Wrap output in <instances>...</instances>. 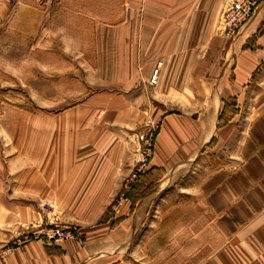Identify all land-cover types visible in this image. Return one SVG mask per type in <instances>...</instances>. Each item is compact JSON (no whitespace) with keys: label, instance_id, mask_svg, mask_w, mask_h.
<instances>
[{"label":"rangeland","instance_id":"rangeland-1","mask_svg":"<svg viewBox=\"0 0 264 264\" xmlns=\"http://www.w3.org/2000/svg\"><path fill=\"white\" fill-rule=\"evenodd\" d=\"M228 1L203 5L202 30L192 33L186 8L175 12L164 0H0L3 248L33 237L58 245L75 239L79 257L90 255L83 264H264L261 212L254 213L257 229L236 231L204 200L230 187L222 168L239 167L243 129L223 126L237 109L232 121L252 122L264 101L253 106V93L239 87L231 96L228 74L223 86L231 95L223 92L218 131L196 142L221 58L238 34L216 28ZM145 22L162 31L144 33ZM133 23L140 28L134 41L147 46L131 62V32L119 26ZM163 115L180 117L181 139L169 143ZM37 169L49 212L23 189ZM238 185L231 176L234 199L244 196ZM108 218L120 221L108 227ZM46 228L69 236L54 242Z\"/></svg>","mask_w":264,"mask_h":264},{"label":"crops","instance_id":"crops-1","mask_svg":"<svg viewBox=\"0 0 264 264\" xmlns=\"http://www.w3.org/2000/svg\"><path fill=\"white\" fill-rule=\"evenodd\" d=\"M148 1L151 3L156 0ZM164 1V7L171 8L173 6L175 8V12L182 11L186 8V11L190 14V29L192 33L194 32L193 30L197 33L202 30L200 23L202 20H200L199 17L205 15L203 5H208L209 0ZM215 1L216 0H210L211 7ZM161 6L162 4L159 2V8H162ZM151 9H153L151 5H148V8L145 7V14L146 10H148V13H151ZM161 15L162 13L160 12L159 21L161 20ZM182 19L183 15H180V21H182ZM159 26H161V24L152 26L151 24H147L145 22V24L143 23L142 25V31L144 33L151 30L160 32L162 30ZM124 28H127L129 33L131 32L132 44L127 45V48L129 47L130 56H132V58H130L131 62H134L135 58L138 57L137 49L139 47L147 46V41L142 40L141 44L138 39L137 41H134L135 31H140V28L136 24L133 23L130 25L126 24L119 26V30H123ZM179 30L180 28L176 29V31ZM129 33L127 38L129 37ZM148 38L149 42H151L152 40L149 36ZM150 44L151 43H149V45ZM255 68L258 70L260 69V71L256 70L255 75L251 78L252 76L250 71L253 69L255 70ZM217 70L218 73H216L214 77V79L217 77V82L212 85L214 86L213 91L211 96H208V104L206 108H204L203 119L201 124L199 123L197 125V128L201 126V130H199L198 134L199 138H197L196 141L199 145L208 142L209 138L214 136V134L217 133L216 131H218L216 124L218 116L223 108L222 100L225 96L231 95V93H229L230 87H228V89L223 86V82L228 74H231L229 79L232 81L231 84L234 85V87H232L233 94L231 96H233L236 92L235 87H239L238 90L246 89L247 91L250 90L253 93V96L251 97V104L253 106L258 107L264 101V0H261L255 6L249 21L242 27L236 37L232 38L228 42L227 50L222 56L220 67ZM227 82L229 83V81ZM235 83L237 86H235ZM223 92L225 93V96L223 95ZM233 108L237 109V105H233ZM253 111L254 114H257L258 112L262 113L259 117L258 115H255L252 122L243 121L245 123H241V120H239V122L237 120H235V122L232 121L239 114V110L237 109V114H235L233 118L223 126V128L232 129L231 125L232 127H237L239 125V128L243 129L242 132L244 134L241 136V146L238 152V159L240 160L239 167L227 170H225L226 168H222L220 173L221 176L227 178V184H229L230 189L231 176L238 177V184H240L238 185V189L240 192H244L243 198L234 199L229 188L217 189L213 200L212 198L210 199V196H208V199L204 198L206 201V210L208 209V211H210V209H213V215L221 214L218 219L222 221L224 228H235L236 231L239 229L241 224H246V229L256 227L260 218L258 219L257 215L254 216V213L258 210L261 212V217L264 218V200H262V197L264 198V194L257 195L258 192L264 190V109L259 108L256 110L255 108ZM178 118L180 117L175 115H163L160 119L161 129L166 136L170 135L171 137L169 143L175 142L177 139H181V137L176 133L180 131L178 126H182L183 122H181ZM184 121L186 120L184 119ZM200 133L202 137L200 136ZM38 173L43 172L39 169L36 171L34 170L33 176L35 179H32V185H23L24 187L21 186V189L23 187V189L34 192V195L31 197L34 198L36 202L39 200L40 202L42 201V205L46 202L43 200H47V196L45 198V195L39 194V192L45 190V188L42 187L44 184H40L38 181ZM51 187L58 189L55 184H52ZM30 206H33V201L30 202ZM23 217L24 221H27L30 217H32V215L27 211ZM254 229H257V227ZM240 230L242 233H246L243 229ZM74 240L75 239H69L66 240L64 244L58 245L55 243H49L42 238L38 239L33 237L27 241L16 243L15 246L10 248H3V245L0 244V264H83L82 261L86 262V258L90 255L86 252L79 257L82 249Z\"/></svg>","mask_w":264,"mask_h":264},{"label":"built area","instance_id":"built-area-1","mask_svg":"<svg viewBox=\"0 0 264 264\" xmlns=\"http://www.w3.org/2000/svg\"><path fill=\"white\" fill-rule=\"evenodd\" d=\"M261 0H229L223 6V9L220 13L219 24L216 28L227 34H232L235 36L239 29L245 25L252 16L253 9ZM156 72L155 69L150 76V82H156ZM50 205L48 203H43L41 205V209L44 212L50 211ZM43 236L46 239H50L52 241H62L67 238L68 232H65L63 229H56L54 232L51 228H46L45 231L42 232Z\"/></svg>","mask_w":264,"mask_h":264},{"label":"trees","instance_id":"trees-1","mask_svg":"<svg viewBox=\"0 0 264 264\" xmlns=\"http://www.w3.org/2000/svg\"><path fill=\"white\" fill-rule=\"evenodd\" d=\"M223 112H224V103H223V108H222V110H221V112H220V114H219V116H218V122H217V126L219 125V122H220V119H221V117H222V115H223ZM139 198V196L137 197V198H135V200H137ZM108 219H110V222H109V224H108V227H111L112 225H116L117 224V222H119L120 221V219H113V221L111 220V218H108ZM102 222H105V221H103L102 220Z\"/></svg>","mask_w":264,"mask_h":264}]
</instances>
